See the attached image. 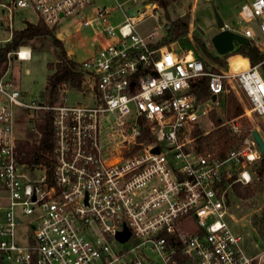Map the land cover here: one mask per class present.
<instances>
[{"label": "built area", "instance_id": "1", "mask_svg": "<svg viewBox=\"0 0 264 264\" xmlns=\"http://www.w3.org/2000/svg\"><path fill=\"white\" fill-rule=\"evenodd\" d=\"M26 8L55 29L65 18L92 28L96 48L78 62L92 81V103L26 102L0 77V264H263L244 251L225 199L233 182L252 179L247 165L259 156L252 130L223 156L196 150L191 131L218 113L232 81L264 117V0L240 6L238 29L223 26L263 59L219 71L190 44H158L135 30L162 9L154 0H12L8 22ZM117 9L124 21L111 26L107 17ZM8 27L0 41L10 38ZM13 53L30 58L23 45ZM204 77L208 97L201 99L193 88ZM16 107L50 111V170L17 160Z\"/></svg>", "mask_w": 264, "mask_h": 264}, {"label": "rangeland", "instance_id": "2", "mask_svg": "<svg viewBox=\"0 0 264 264\" xmlns=\"http://www.w3.org/2000/svg\"><path fill=\"white\" fill-rule=\"evenodd\" d=\"M11 1L12 0H0L1 40L10 35V29L8 27L9 23L12 30H15L22 28L25 21L34 22L37 19V14L31 9H15L11 16L12 21L8 22V11L6 6L9 5ZM249 1L251 0H173L168 3L167 9L170 19L167 20L164 10L160 9L158 11L159 13L148 16L137 22L135 30L141 35L152 33L153 39L158 40V43H160L163 39L170 38V36H167L166 25L169 24L172 19L187 18L188 32L183 36L176 37L174 40H178L184 45L190 44L194 46L196 52L204 60L208 69H215L218 71L226 68L232 55H220L215 51L212 45V36L220 30L217 25V16L230 27L238 29L239 26L245 24L239 16L238 10L244 2ZM124 18V13L117 9L107 17V24L118 26L123 23ZM55 32L61 34L60 37L63 42V47L66 52L69 51L67 52V55L77 63L81 62L96 48V36L94 35L92 28L84 27L79 29L78 21L75 18L63 19L60 23V27L55 29ZM195 35L201 39L205 49H202L198 45ZM169 42L172 41H168L167 43ZM2 43L3 41H0V45H2ZM23 46L30 50V58L27 60H20L16 53H10L8 69L4 75L18 86L22 93V100L26 102L32 100L34 103H48L46 83L50 71L47 68V65L48 63H54L57 61V50L54 48L50 37L35 38L28 41V43ZM244 62L245 61L237 60L233 63L231 62V66L233 69H238ZM259 71L263 75L262 66L259 67ZM84 80L85 82H83L81 90L73 89L68 84H62L59 87L58 95L54 103L91 104L92 97L87 93V90H89L92 81L87 77ZM231 85V87L229 85L227 86L228 91L221 98L222 106L218 113L215 111L212 112L219 116L223 120V124L229 126L230 129L233 125H236L239 128V133L231 131L232 136L237 140L233 146H237L240 138L248 134L252 128L259 132L264 141V117L256 116L249 110V102L235 81H232ZM228 93H232L237 101L240 97L245 106L242 108L240 116L242 119H246L251 123V129L249 131L242 128L241 121L226 118L225 99ZM37 112V109L15 108V134L18 137H24L27 131L30 130L32 125L31 119L36 117L38 114ZM245 112H248V114ZM195 127H198L202 134L211 131L214 128V125L210 119V114L208 117H202L191 131V136L193 137L192 144L196 149L197 144L193 135ZM204 150L217 152L211 144H209L206 149L204 148ZM252 163L247 165V169L251 173V181L253 180ZM37 173L38 171L35 169L34 174ZM228 210L233 217V220H231L230 223L242 234V246L244 251L248 254L258 255L264 264L263 240L253 224L254 218L257 219L264 213V177L263 191L249 199L231 197ZM19 230L21 229L19 228L18 231Z\"/></svg>", "mask_w": 264, "mask_h": 264}, {"label": "trees", "instance_id": "3", "mask_svg": "<svg viewBox=\"0 0 264 264\" xmlns=\"http://www.w3.org/2000/svg\"><path fill=\"white\" fill-rule=\"evenodd\" d=\"M157 1L164 10L167 20L170 16L167 13L168 3L173 0H154ZM167 36L169 39H163L158 44H166L168 41H173L176 37L183 36L188 32L187 18L172 19L166 25ZM50 37L54 48L57 50V61L48 63L47 68L50 74L47 77L46 89L48 92L47 102L53 104L57 98L59 87L63 84H68L76 90H81L84 73L79 69V64L72 60L63 47V42L58 33L55 32V27H49L45 24L42 18L37 17L36 21H25L24 26L20 29L12 30L8 40L3 41L0 45V77H2L8 69L10 57L8 53L15 52L19 46L25 45L28 41L35 38ZM198 45L205 49L201 39L195 35ZM205 51V50H204ZM239 55L246 58L251 65L258 64L263 56L251 43L239 44L235 43L233 50L227 54ZM210 56V55H209ZM215 58V57H214ZM243 60L240 57L233 58L231 62ZM263 76H264V65ZM212 71H217L211 69ZM193 90L199 98L205 99L208 97L207 78L204 77L195 84ZM36 117L31 119L32 125L24 137H18L16 142L17 160L25 165L31 166H46L50 170L52 149L54 143L53 128L51 123V113L47 110H38ZM242 107L232 93H228L225 99V116L227 119H237L241 121L242 128L246 131L251 129V123L246 119L241 118ZM210 119L214 128L202 134L198 127H195L193 135L196 141V150L203 151L204 148L211 144L217 154L223 156L225 152L231 148L237 140L232 136L229 126L223 124V120L214 112L210 113ZM143 137L139 138L142 140ZM253 180L249 183L242 184L233 182L226 190L225 199L229 205L231 197L239 199H249L255 197L263 191L264 177V152L259 153V156L252 163ZM254 227L261 236L264 244V213L259 218H254Z\"/></svg>", "mask_w": 264, "mask_h": 264}, {"label": "water", "instance_id": "4", "mask_svg": "<svg viewBox=\"0 0 264 264\" xmlns=\"http://www.w3.org/2000/svg\"><path fill=\"white\" fill-rule=\"evenodd\" d=\"M129 15H132L136 13L135 9H129L127 11ZM217 25L218 28L220 29L219 32L214 34L211 38L212 45L215 49V51L220 54H227L231 52L234 48L235 43L239 44H248L249 40L238 34L235 33L234 31H231L229 29H223L224 22L217 16ZM214 98V96L212 97ZM252 136L254 138V141L258 147L259 153L264 152V141L262 137L260 136L259 132L257 130L252 131ZM158 148L154 147L153 152H157ZM128 236V233L126 231L120 232L117 234V237L119 238L120 241H124Z\"/></svg>", "mask_w": 264, "mask_h": 264}, {"label": "crops", "instance_id": "5", "mask_svg": "<svg viewBox=\"0 0 264 264\" xmlns=\"http://www.w3.org/2000/svg\"><path fill=\"white\" fill-rule=\"evenodd\" d=\"M59 36L61 35V34H58ZM189 35V34H188ZM9 36H7V37H5L4 39H7ZM4 39H2V40H4ZM175 41V40H174ZM177 41V44H182V43H180L178 40H176ZM67 52H69V51H67ZM236 57H240V58H242L243 60H245V61H247V62H249L246 58H243V57H241V56H239V55H232L231 57H230V59H229V61H228V63H227V65H226V67L228 66V64L230 63L231 64V60L233 59V58H236ZM205 65H206V63H205ZM214 66H215V64H214ZM207 67V66H206ZM223 69H225V68H223ZM220 70H222V69H220ZM219 71V70H218ZM84 79H86V76L84 75L83 76V81H82V84H81V87L83 86V82H85V80ZM232 85H231V83H230V87H231ZM233 88V87H232ZM87 93H88V90H87ZM236 96H238V95H236ZM238 102L240 103V105H241V107L243 108V107H245L244 105H243V103H242V101H241V99H240V97H239V99H238ZM219 117V116H218ZM220 118V117H219ZM252 131L254 130L253 128L251 129ZM232 131V130H231ZM261 136V135H260ZM234 147V146H233ZM230 213V212H229Z\"/></svg>", "mask_w": 264, "mask_h": 264}, {"label": "bare ground", "instance_id": "6", "mask_svg": "<svg viewBox=\"0 0 264 264\" xmlns=\"http://www.w3.org/2000/svg\"><path fill=\"white\" fill-rule=\"evenodd\" d=\"M26 54H27V51H26V50H22V51L20 52V56H21V57H24Z\"/></svg>", "mask_w": 264, "mask_h": 264}]
</instances>
